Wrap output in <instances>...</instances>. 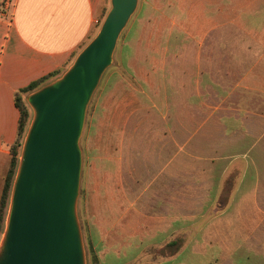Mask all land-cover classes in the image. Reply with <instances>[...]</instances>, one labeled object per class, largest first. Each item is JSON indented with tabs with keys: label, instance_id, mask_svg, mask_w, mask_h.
Returning <instances> with one entry per match:
<instances>
[{
	"label": "crops",
	"instance_id": "1",
	"mask_svg": "<svg viewBox=\"0 0 264 264\" xmlns=\"http://www.w3.org/2000/svg\"><path fill=\"white\" fill-rule=\"evenodd\" d=\"M205 3L195 24L168 36L195 41L198 53L244 54L243 67L264 86V0ZM110 7L111 0H11L0 13V168L18 137L16 93L54 70L66 72ZM246 89V99L260 107L234 102L218 129L229 140L212 155L183 157L182 149L173 155L165 146L158 160H132L127 174L118 169L116 196L102 184L99 207L91 188L92 215H100L91 226L99 264H145L146 247L173 242L180 249L152 264H264V92Z\"/></svg>",
	"mask_w": 264,
	"mask_h": 264
},
{
	"label": "rangeland",
	"instance_id": "2",
	"mask_svg": "<svg viewBox=\"0 0 264 264\" xmlns=\"http://www.w3.org/2000/svg\"><path fill=\"white\" fill-rule=\"evenodd\" d=\"M205 2L211 8V2L216 0H139L119 36L112 64L104 71L87 103L78 140L81 172L77 199L87 264H95L88 252L87 236H91L92 221L100 218V215H92L91 188L96 200L94 207H99L102 184L109 186L115 198L118 169L120 174H127L132 170V160H158L165 146L173 155L182 149L178 155L183 157L212 155L216 144L218 146L220 141L226 144L229 140H222L218 129L220 118L232 113L234 102L241 108L260 107L261 101L246 99V87H252V92L259 96L264 86L253 75V70L243 67L244 54L198 53L195 41L181 35L168 36L173 30L180 34L188 25L195 24L207 11ZM124 57L128 58V65L124 64ZM63 73L32 92L53 83ZM25 102L30 121L6 208L5 228L22 150L36 115L29 99ZM8 168L9 162L0 168V197ZM229 184L226 183V188ZM96 190H99L98 196H95ZM226 199L221 198L219 203L224 205ZM178 249V245L148 246L140 261L152 264Z\"/></svg>",
	"mask_w": 264,
	"mask_h": 264
},
{
	"label": "water",
	"instance_id": "3",
	"mask_svg": "<svg viewBox=\"0 0 264 264\" xmlns=\"http://www.w3.org/2000/svg\"><path fill=\"white\" fill-rule=\"evenodd\" d=\"M139 0H111L97 35L53 83L28 95L36 109L12 190L0 264H79V137L85 110Z\"/></svg>",
	"mask_w": 264,
	"mask_h": 264
},
{
	"label": "trees",
	"instance_id": "4",
	"mask_svg": "<svg viewBox=\"0 0 264 264\" xmlns=\"http://www.w3.org/2000/svg\"><path fill=\"white\" fill-rule=\"evenodd\" d=\"M61 73V71L54 70L53 72H50L49 74L45 75L44 77L35 80L28 84L26 87L21 88L16 93V104L20 110V121H19V128H18V137L16 142L11 146V156L9 161V168L5 175L3 188L1 191V197H0V235L4 232L5 228V219H6V208L8 206L10 194H11V188L13 184V179L15 177L18 163H19V156H20V150L23 142V138L26 134V131L28 129L29 121H30V112L27 107V104L25 102V99L23 97V94L32 92L36 89H38L44 82L49 80L50 78H53L55 76H58ZM87 244H88V252L92 254V258L95 264H98V257L96 256V251L94 244L92 242L91 236H87ZM168 246H177V242L169 243ZM89 254V253H88Z\"/></svg>",
	"mask_w": 264,
	"mask_h": 264
},
{
	"label": "built area",
	"instance_id": "5",
	"mask_svg": "<svg viewBox=\"0 0 264 264\" xmlns=\"http://www.w3.org/2000/svg\"><path fill=\"white\" fill-rule=\"evenodd\" d=\"M11 4V0H0V13L5 14Z\"/></svg>",
	"mask_w": 264,
	"mask_h": 264
},
{
	"label": "bare ground",
	"instance_id": "6",
	"mask_svg": "<svg viewBox=\"0 0 264 264\" xmlns=\"http://www.w3.org/2000/svg\"><path fill=\"white\" fill-rule=\"evenodd\" d=\"M6 231H7V230L4 231V234H3V240H2V243H1V245H0V248L3 247V242H4L5 235H6ZM79 264H84V257H83V254H81L80 257H79Z\"/></svg>",
	"mask_w": 264,
	"mask_h": 264
}]
</instances>
